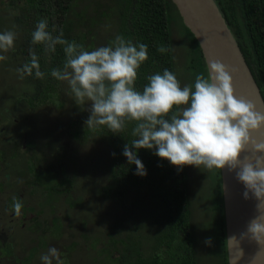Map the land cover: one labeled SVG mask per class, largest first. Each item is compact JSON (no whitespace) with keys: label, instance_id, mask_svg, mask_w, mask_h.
I'll use <instances>...</instances> for the list:
<instances>
[{"label":"rangeland","instance_id":"374dc122","mask_svg":"<svg viewBox=\"0 0 264 264\" xmlns=\"http://www.w3.org/2000/svg\"><path fill=\"white\" fill-rule=\"evenodd\" d=\"M4 1L0 4V33L14 31L16 40L13 49L0 53L7 57L0 61V129L4 131L0 134V150L6 155L3 161L8 160L11 174L13 171L16 173L5 180L7 189H4L8 193L0 191V230L4 229L5 232L0 233V264H42L41 255L51 247L59 251L62 264H117L116 259L103 249L111 243L108 241L110 229L107 225L115 220L117 222L122 212L110 209V201H97L100 197L95 184L97 179L100 184L107 181V168L112 160L111 148L102 135L97 137L82 132L80 141L71 136V132L77 134L80 130L76 120L86 112L88 115L90 113L87 103L76 104L66 81H60L58 97L53 98L54 104L30 106L36 104L29 96L35 92V87L33 83L19 78L16 64L20 61V53L12 52L24 37L20 10L14 6L24 4V0H14L12 4L9 0ZM126 3L127 0H74V11H79L84 18L90 17L88 22L93 25L96 48L109 45L117 35H121L117 28H123ZM70 19L76 20L77 17L70 14ZM173 20L177 30L176 33L173 26L175 75L181 86L194 85L195 76L200 71L186 67L190 63L193 41L180 19L176 17ZM115 30L117 33L111 37L110 33ZM86 47L88 50L94 49L90 44ZM81 109L85 113L82 114ZM96 132L99 134V129ZM14 144L17 147L13 149ZM29 159L33 160L30 166ZM45 166L59 169L47 170ZM18 170H22L21 173L17 174ZM186 172L190 220L195 237L199 240V264H221L220 170L208 171L186 166ZM2 173L3 169L0 168V176ZM50 184L59 189H71V192L68 191L66 195L57 192L43 198L41 189L48 190ZM14 189L21 190L23 197L20 199L25 200L20 201L23 206L30 204L35 209L22 208L21 215L16 216L13 202L7 199L10 196L17 198L12 195ZM133 197H137L133 202L140 218L148 216L152 219L154 213L143 206L150 198L146 194L138 198L131 190L128 199ZM31 223H34V228ZM124 225L126 228L129 224L124 222ZM124 234V229L120 233L112 232L114 238ZM209 237L212 241L210 246L204 243ZM2 240L7 243L3 244ZM126 243L123 242V246H128ZM6 244L13 249L10 256L6 254Z\"/></svg>","mask_w":264,"mask_h":264},{"label":"trees","instance_id":"16d2710c","mask_svg":"<svg viewBox=\"0 0 264 264\" xmlns=\"http://www.w3.org/2000/svg\"><path fill=\"white\" fill-rule=\"evenodd\" d=\"M215 1L234 34L264 98V0ZM2 2L5 1L1 0L0 4ZM8 2L12 4L14 0ZM74 5V0H24V4H15L14 6L20 10L19 19L24 29L22 43L12 51L20 53V61L15 63L16 67L20 68L30 61L29 49L31 48L39 59L41 71L45 73L44 79H38L34 74L24 77L35 87V92L29 95L33 102H36V104L30 105L31 107L42 103L54 104L53 98L58 97L60 81L51 76V70L62 68L65 59L61 45L56 46L55 52H46L44 45L31 44V34L40 19L44 18L48 21L46 30L53 36L58 35L60 30H63L64 39L82 44L86 50H88L87 44H90L94 49L96 48L93 25L88 22L90 17L84 18L79 11H74ZM124 7L126 10L121 25L123 28L118 27L117 29H120L121 35L126 40L137 45L143 43L148 46V59L138 69V77L135 82L137 90L142 91L143 86L147 83V76L157 72L162 73L165 68L175 74L173 26L176 33L177 30L173 25V19L176 20V17L180 19V23L193 41L189 57L190 63L186 64L187 69L196 70L198 68L200 74L207 75L199 44L192 32L184 25L172 0H127ZM70 14L76 15L77 19H70ZM54 25L56 26L55 31H53ZM114 33H117L116 30L112 31L110 36L112 37ZM160 45L167 47L169 51L163 54L159 53L157 47ZM81 111L82 114L85 113L82 109ZM88 117L86 112L81 119L76 120L77 127L81 132L80 130L77 134L71 132V136L79 141L82 138V132L91 133L97 137L103 136L104 141L111 148L112 160L107 168V181L100 184V182L97 183L98 179L96 180L95 184L100 197L97 201H110V209L113 208L114 211L119 209L122 212V216L118 215L117 222L115 220L107 225L110 229L108 241L110 240L111 243L103 250L109 252L116 259L117 264H199L197 250L199 240L195 237L190 220L191 213L188 209V192L185 185L186 166L178 171L167 160H162L154 155L153 150L141 148L137 150V156L142 161L147 174L144 176L136 175L134 174L135 164H129L127 158L122 154L124 145L130 144L135 139L132 136V128L135 123H127L124 131L120 134H114L108 131L105 126H97L95 130L93 128L87 130L89 126L85 124V121ZM98 129L99 134L96 132ZM3 132L0 129V134ZM16 147L17 144H14L13 149ZM57 150L59 151V147ZM5 157L4 152L0 150V161H3ZM32 162L33 160L29 159V166ZM8 165V160L0 164V168L3 169L0 176V191L4 193H8L4 190L5 180L12 178L11 175L16 173L13 171L11 174ZM37 165L41 166L40 164ZM34 168L36 170L37 166ZM44 168L52 171L59 169L56 166H45ZM20 171L22 170H18L17 174ZM22 174L24 176V170ZM48 187V190L46 188L41 189L43 198L49 194H57V192L66 195L71 190L65 187L59 189L52 184ZM70 187L71 185L68 188ZM219 188H221L220 183ZM131 190H134L138 198L144 197L145 194L150 198L149 201L144 202L143 206L154 213L152 219H149L148 216H141L142 218H140L133 202L137 197L128 199ZM20 191L13 192L12 195L16 194L15 197L17 198L15 199L17 201L25 202L24 199H20L23 197L20 196ZM7 199L13 202L12 196L7 197ZM22 208L25 210L35 209L30 204ZM219 208L222 218V225H220V243L223 251L221 264H228L222 200ZM132 215L133 220L131 219ZM124 222L129 224L126 228H124ZM31 225L34 228V223ZM123 229L126 234L114 238L112 232L120 233ZM123 242H127L128 246H123ZM6 246V254H13L11 246L8 244ZM117 256L119 257L117 258Z\"/></svg>","mask_w":264,"mask_h":264},{"label":"clouds","instance_id":"9594fccd","mask_svg":"<svg viewBox=\"0 0 264 264\" xmlns=\"http://www.w3.org/2000/svg\"><path fill=\"white\" fill-rule=\"evenodd\" d=\"M48 21L40 19L31 34V44L44 45L46 52H55L63 46L65 56L62 68L51 70V76L66 81L77 105H89V128L105 126L120 134L126 124L134 122L131 143L122 154L129 164H135L134 174L144 176L147 171L137 156V150H153L154 155L167 160L178 171L185 166L208 171L227 168L235 171V179L244 187L242 196L249 193L257 201L260 215L247 226V234L264 245V139L252 133L264 128V112L256 110L252 101L234 95L232 72L235 69L220 60L208 62L207 75L195 76L194 85L181 86L177 76L165 68L147 76L142 91L135 88L138 69L148 59V46L134 44L117 35L107 46L86 50L82 44L63 38V30L53 36L46 29ZM56 26H53V31ZM16 33H0V53L13 49ZM161 54L169 49L157 47ZM30 61L16 72L20 79L35 75L44 79L39 59L29 49ZM7 59L0 54V61ZM264 136V133L261 134ZM249 146L255 162L248 157L241 161V153ZM114 155V154H113ZM23 205L13 198V211L21 215ZM204 243L211 245V238ZM242 254V253H241ZM42 264H62L60 253L51 247L40 257Z\"/></svg>","mask_w":264,"mask_h":264},{"label":"water","instance_id":"95a60500","mask_svg":"<svg viewBox=\"0 0 264 264\" xmlns=\"http://www.w3.org/2000/svg\"><path fill=\"white\" fill-rule=\"evenodd\" d=\"M187 29L196 38L203 55L206 69L208 62L220 60L235 69L232 72L234 95L253 102L256 110L264 112V98L250 67L215 0H172ZM260 132L252 133L258 140L264 139ZM264 155V154H257ZM248 157L255 162L251 147L241 153L240 159ZM223 201L226 251L228 264H264V245L258 244L247 234L249 222L260 215L257 201L242 196L244 187L235 179V171H220ZM242 253V254H241Z\"/></svg>","mask_w":264,"mask_h":264},{"label":"flooded vegetation","instance_id":"af4514ba","mask_svg":"<svg viewBox=\"0 0 264 264\" xmlns=\"http://www.w3.org/2000/svg\"><path fill=\"white\" fill-rule=\"evenodd\" d=\"M18 176V175H17ZM16 178V177H15ZM28 182V181H27ZM2 188V187H1ZM5 190V189H4ZM14 193H16V189H14ZM13 196H16V194L15 195H13ZM20 196H23V194H22V192L20 193ZM26 205H28V204H26ZM29 207V206H28ZM0 233H5L4 232V229L1 231L0 230ZM2 236H3V234H1ZM5 237L3 236V239H4ZM3 242V244H5V243H7V242H4V240H2ZM9 256H10V254H9ZM9 256H7V257H9Z\"/></svg>","mask_w":264,"mask_h":264}]
</instances>
